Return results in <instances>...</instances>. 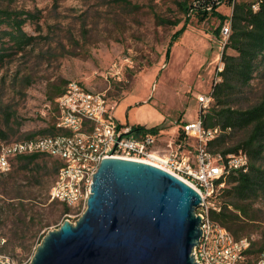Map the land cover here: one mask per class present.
<instances>
[{"label": "rangeland", "instance_id": "obj_1", "mask_svg": "<svg viewBox=\"0 0 264 264\" xmlns=\"http://www.w3.org/2000/svg\"><path fill=\"white\" fill-rule=\"evenodd\" d=\"M192 0H17L13 8L34 15L24 30L36 40L22 51L9 50L0 67V145L42 134L56 121V97L49 94L77 80L105 91L115 101L114 116L140 134L154 133L165 144L185 123L199 119L198 96L210 95L224 67V42L217 27L230 19L233 4L219 5L184 24L182 3ZM181 20L177 26L171 21ZM5 38L6 46L9 42ZM227 53L235 54L232 49ZM264 97V62L247 85L237 83L229 105L246 109ZM249 131H228L226 145ZM6 137H3V135ZM192 145L195 140L186 139ZM55 160L39 156L23 167L15 162L0 177V261L29 264L37 246L76 208L50 199ZM219 191L217 202L223 200ZM219 195V196H218ZM258 218L246 235L264 243V198L254 203ZM66 214H71L68 216Z\"/></svg>", "mask_w": 264, "mask_h": 264}, {"label": "built area", "instance_id": "obj_2", "mask_svg": "<svg viewBox=\"0 0 264 264\" xmlns=\"http://www.w3.org/2000/svg\"><path fill=\"white\" fill-rule=\"evenodd\" d=\"M226 1L194 0L188 15L197 11L212 13ZM231 23L230 18L218 25L224 45L231 33ZM198 100L202 113L213 102L211 95L200 94ZM56 104L57 126L67 133L3 142L0 145V176L10 170L15 156L47 153L57 157L62 165L51 187L50 199L76 208V215L81 216L87 208L93 175L103 158L118 157L150 163L184 180L202 197L196 210L202 218L203 231L193 250L196 263L242 264L246 261V252L253 238L236 239L210 214L211 210L221 209L216 196L225 187V177L231 172L249 170L250 160L245 151L224 154L214 153L209 148L212 140L230 131L231 127L206 128L202 116H199L196 122L185 123L181 134L164 144L159 134H140L133 127L119 123L114 116L116 103L107 92L89 89L77 80L68 82ZM192 138L194 145L186 141ZM255 264H264V248Z\"/></svg>", "mask_w": 264, "mask_h": 264}, {"label": "water", "instance_id": "obj_3", "mask_svg": "<svg viewBox=\"0 0 264 264\" xmlns=\"http://www.w3.org/2000/svg\"><path fill=\"white\" fill-rule=\"evenodd\" d=\"M87 208L50 230L29 264H201L200 193L147 162L103 158ZM0 264H8L0 261Z\"/></svg>", "mask_w": 264, "mask_h": 264}, {"label": "trees", "instance_id": "obj_4", "mask_svg": "<svg viewBox=\"0 0 264 264\" xmlns=\"http://www.w3.org/2000/svg\"><path fill=\"white\" fill-rule=\"evenodd\" d=\"M16 1L0 0V67L9 50L22 51L36 40V36L30 35L24 30V25L34 14L27 10L13 8L12 4ZM227 1L231 3L233 1V10L231 33L222 53L224 67L218 72L221 80L213 84L210 93L213 98L211 107L205 113L200 111L199 116H202L206 128L221 125L223 128L231 127L235 130L245 129L249 131L246 138L234 146L226 145L228 132L223 133L209 144L210 150L214 153L227 154L243 150L249 156L250 165L247 172H231L225 177L226 184L220 192V196L223 198L220 201L221 209L219 211L211 210L210 213L215 222L226 227L236 239H240L247 236V227L255 224L258 220L253 203L260 198H264V97L260 102L246 109L233 108L229 105V101L237 83L249 84L254 77V73L264 62V0ZM193 2L194 0L181 4L185 13L184 24L173 33L172 38L178 36L187 26V21L191 16L188 14ZM197 13L200 14L201 19H204L208 14L205 11H197ZM223 21L221 22L223 23ZM170 23L177 26L181 23V20L171 21ZM217 32H220V27H217ZM5 38H8L7 41L10 46H6ZM229 48L235 54L227 53ZM66 86L49 94L50 99H54L56 96L58 98L63 94ZM54 108L58 116L56 101ZM57 116L55 123L49 129L42 131V134L32 133L21 140L67 133V131L57 126ZM3 137H6V135L4 134ZM39 156L53 158L55 160V170L58 173L62 161L47 153L15 156L7 173L11 171L15 162L27 167L28 164L34 163ZM52 201L59 202L57 200ZM59 203L68 209V206ZM256 244L257 241L253 239L251 247L246 252L247 259L242 264H255L258 254L264 248V243L259 247H256Z\"/></svg>", "mask_w": 264, "mask_h": 264}]
</instances>
